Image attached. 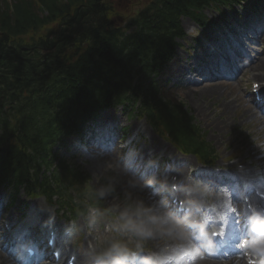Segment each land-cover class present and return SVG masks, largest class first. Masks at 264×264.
I'll return each mask as SVG.
<instances>
[{
	"label": "rangeland",
	"instance_id": "obj_1",
	"mask_svg": "<svg viewBox=\"0 0 264 264\" xmlns=\"http://www.w3.org/2000/svg\"><path fill=\"white\" fill-rule=\"evenodd\" d=\"M116 1L119 4V8L122 10H125V9H127V7L129 6V4L132 0H116ZM169 81L171 83H173L174 79L169 78ZM253 81H255V80H253ZM231 88L232 87L227 89L223 95H226V94L230 95L231 94L230 93ZM172 98L176 99V101H178V102H183L187 106V108L190 110V112L192 114H194V116H195L194 119L196 121V124L199 126V128L202 130V132L205 133L206 140L212 144L213 148H215V150L217 151L218 156H222V158H220L215 164L218 165V164L222 163V161H225L226 159L223 160V158L226 157L228 154H230V152H231V154H234V151L225 149L226 145L230 142L229 139L226 138V134L228 133V130L231 128L230 127V125L232 124L231 120L234 119V117L231 118L229 120L230 122L227 123V120L225 119V117L218 116L217 113L210 114L211 111L206 107L207 104L212 105L211 102L215 98H217V95L213 96L212 98H208V96L202 97V96H200L199 91L187 92L186 90L182 89V90H179L178 92H175V94H172ZM223 100H224V96L220 97L216 101V104H218L219 102H222ZM215 106L216 105H214L213 108H217ZM203 108L208 109V112L204 116H202L199 113L200 110ZM114 115H115V117H119L118 111H115ZM234 115L236 116L237 114L235 113ZM123 120H124L123 117L120 116V121H123ZM133 122L136 124H139V123L142 124L141 121H133ZM220 122H223V123L220 124ZM228 135H231V138H230L231 141H232L234 136L237 138L238 142H237L236 146L239 147V142H242L240 137L233 132L229 133ZM228 135H227V137H228ZM246 148H248V147H245V146L243 147V149H246ZM57 151H58V155H59L60 148H58ZM216 158H217V155H216ZM245 158H248V157L245 156ZM88 164H89V162H87V163L85 162V165L82 166V170L84 172H86V174L89 176V186L93 187L94 190L101 195V199L103 200V204H104L103 207H105L106 200L104 199L103 195L104 196L105 195L108 196V195H107V191L104 190V188L102 187L101 182L104 180V176L106 175L104 172H105L108 164L105 166L100 165L99 169H97V170H90V168L87 166ZM238 164H243V161H239ZM111 187L114 189L115 194H117L120 186L118 188H116V187H113V184H112ZM73 194H74V192H73ZM110 199H111V203L116 202V199L114 196L108 198V200H110ZM16 200H18V201H20V203H22V202H26L28 199L24 196L23 193H20L16 197ZM35 201H36V203L37 202L43 203L44 207H46L45 201L42 198H38ZM132 203L136 204V202H133V201H132ZM100 218L101 219L99 221H102L101 223L103 224L105 222V219L103 217H100ZM101 228H103V226H101ZM104 229H105V227H104ZM111 238L120 239V237H117V236L113 237L112 235L105 234V235L101 236V239L98 241L100 243V245L98 247H102V245H105L107 243V241Z\"/></svg>",
	"mask_w": 264,
	"mask_h": 264
},
{
	"label": "trees",
	"instance_id": "obj_2",
	"mask_svg": "<svg viewBox=\"0 0 264 264\" xmlns=\"http://www.w3.org/2000/svg\"><path fill=\"white\" fill-rule=\"evenodd\" d=\"M13 3L11 6L5 4L3 7L0 6V26L6 27L12 32H17V21H29L32 18V12L34 9L28 4L25 0H11ZM54 16L60 12V8L57 6V0H39ZM175 2V0H172ZM97 11H93L91 14H88L82 20H78L75 23L70 24L69 32L73 29L78 30L83 24L79 22L82 21L86 23ZM83 30V29H81ZM69 35V34H68ZM81 35V34H80ZM80 39L79 41H81ZM142 65V64H141ZM145 66V65H143ZM176 114V116H175ZM170 113L171 118L177 117V113ZM178 120V119H177ZM180 124H175L178 129H188L190 128L183 126V122L178 120ZM42 142V140H40ZM26 145L21 138H18V142L5 145L4 140L0 142V176L9 178V182L14 181L16 184L24 182L28 177V166L32 163V157L26 154ZM1 154H3L1 156ZM30 179L36 180V178L31 177ZM13 177L14 180L11 179Z\"/></svg>",
	"mask_w": 264,
	"mask_h": 264
},
{
	"label": "bare ground",
	"instance_id": "obj_3",
	"mask_svg": "<svg viewBox=\"0 0 264 264\" xmlns=\"http://www.w3.org/2000/svg\"><path fill=\"white\" fill-rule=\"evenodd\" d=\"M251 74V76H257L260 80L264 81V59H260L258 61V64H255L254 66H250L249 68H246V71L243 72ZM219 88L217 86H212L210 87H205L202 89L200 92V96L205 97L210 96V95H215L218 92ZM241 104H236L234 100L231 102H224L218 106L217 109L219 111V116H226V120H229V115L232 112H235L236 109L238 108ZM230 106H234L233 110L231 109ZM232 110V111H231ZM208 112L207 108H203L200 110L201 115H206ZM212 114V113H210ZM240 117H237V120L240 122L241 120V126L242 124L244 125V128L248 130V136L250 137V141L254 144V147L257 151V153L264 159V123L255 115V113L252 112V107L248 106L244 111L239 112ZM252 122H257L255 125V128H252L250 125L247 123H252ZM223 122H220V124ZM5 127V121L4 119H0V128ZM99 162L97 160H94L92 162V166L90 167V170H95L98 168ZM184 167H186L188 164H183ZM232 166V165H231ZM120 172V171H118ZM122 173V172H120ZM184 173V171H179L178 175H181ZM125 175V174H123ZM182 181V184H186L185 177L179 178ZM42 207V204L39 203L36 205V209L39 211ZM149 216L151 218L160 216L159 209L155 208L149 212ZM151 249L156 253L157 255H162L164 253H170L173 252L174 246L169 243L168 241H156L153 242V246ZM92 259V252L88 250L86 247H84L81 251L77 253V259H76V264H87L90 263ZM0 261H3V264H16L13 261L7 260L5 258H2L0 255ZM217 264H242L241 260H233L230 263H217Z\"/></svg>",
	"mask_w": 264,
	"mask_h": 264
},
{
	"label": "clouds",
	"instance_id": "obj_4",
	"mask_svg": "<svg viewBox=\"0 0 264 264\" xmlns=\"http://www.w3.org/2000/svg\"><path fill=\"white\" fill-rule=\"evenodd\" d=\"M151 222L154 225L155 232L149 230L146 233V235L151 236L153 234H158L160 236L167 237L172 241H174L173 254L164 259H157V260L144 259L142 261V264H176L174 259L176 251L184 246H191L189 238L185 233L182 225L186 224L189 227L201 228L200 225L196 224L195 221L190 220L188 217H185L183 220H181L167 214L153 217ZM258 226H264V225H257V228H259L258 235L264 237V227H258ZM201 235H204L202 228H201ZM256 242L261 244L262 247H264V238ZM129 259H131V257L128 258L117 257L109 261L108 264H128ZM261 264H264V261H261Z\"/></svg>",
	"mask_w": 264,
	"mask_h": 264
}]
</instances>
